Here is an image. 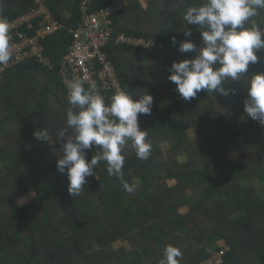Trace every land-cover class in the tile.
Instances as JSON below:
<instances>
[{
  "label": "trees",
  "instance_id": "obj_1",
  "mask_svg": "<svg viewBox=\"0 0 264 264\" xmlns=\"http://www.w3.org/2000/svg\"><path fill=\"white\" fill-rule=\"evenodd\" d=\"M80 1L46 0L64 24L43 42L54 70L27 60L0 75V128L6 126L0 132L1 263L159 264L165 246L173 245L183 254L180 264H196L220 248H227L224 264H264V125L244 111L248 76L224 82L235 95L201 91L187 102L167 79L173 61L195 55L181 53L179 43L200 46L197 26L187 25L183 14L204 0H128L112 16L114 31L161 43L152 50L113 42L105 48L126 93L153 97L151 115L138 117L151 153L141 160L131 142L123 149L132 193L103 161L98 179L87 177L75 198L68 193L55 155L72 106L56 71L80 19ZM32 5L0 0V18L12 21ZM254 19L264 28V9ZM187 28L191 37L183 34ZM257 55L249 74L264 72V50ZM40 129L50 141L35 139ZM96 148L86 150L89 159Z\"/></svg>",
  "mask_w": 264,
  "mask_h": 264
},
{
  "label": "clouds",
  "instance_id": "obj_2",
  "mask_svg": "<svg viewBox=\"0 0 264 264\" xmlns=\"http://www.w3.org/2000/svg\"><path fill=\"white\" fill-rule=\"evenodd\" d=\"M264 9V0H204L198 6H189L183 14L187 25H196L200 33V46L190 39L181 41L178 50L192 53L191 58L173 61L167 79L176 85L179 97L191 101L201 91L216 92L225 97L236 94L235 88L224 87L225 81H239L247 75V96L244 111L253 120L264 125V72L249 74L250 64L259 61L258 51L264 50V30L257 24L259 10ZM185 37H191L187 28ZM176 44L175 37L172 38ZM13 57L9 25L0 18V66L9 64ZM82 79L67 82L68 103L66 127L59 133L64 137L67 129L73 135L63 143V152L56 166L67 174L68 193L80 195L87 184V177H96L94 168L102 161L110 176L116 177L124 191L132 193L135 185L124 179V147L131 142L136 157L149 158L152 145L146 140L147 133L139 126V115H151L153 97L150 94L133 99L120 91L105 102L95 86L84 87ZM75 109V110H74ZM36 140L50 141L46 130L33 133ZM97 146L96 154L86 160L85 151ZM55 152V149H53ZM26 202L22 198L18 203ZM181 250L173 245L165 246L159 264H180Z\"/></svg>",
  "mask_w": 264,
  "mask_h": 264
},
{
  "label": "built area",
  "instance_id": "obj_3",
  "mask_svg": "<svg viewBox=\"0 0 264 264\" xmlns=\"http://www.w3.org/2000/svg\"><path fill=\"white\" fill-rule=\"evenodd\" d=\"M29 10L12 21L9 25L10 44L13 57L9 64L0 66V75L15 65L33 60L45 70H54L53 60L45 54L44 41L64 27L46 5V0H32ZM128 4V0H81L79 3L80 19L76 28L70 30V43L60 59L56 71L61 87L67 94V82L78 78L85 81L84 87L95 86L98 93L110 103L113 94L126 92L118 77L113 63L108 59L105 48L114 44H127L144 50L158 49L161 43L154 38L127 35L123 31H114L112 16ZM264 30L263 27H261ZM73 135L67 129L64 137L58 141L56 157L63 152V143ZM86 160H90L85 151ZM99 178L97 168H94ZM227 248L209 249L207 256L196 264H224ZM0 264L1 260H0Z\"/></svg>",
  "mask_w": 264,
  "mask_h": 264
},
{
  "label": "rangeland",
  "instance_id": "obj_4",
  "mask_svg": "<svg viewBox=\"0 0 264 264\" xmlns=\"http://www.w3.org/2000/svg\"><path fill=\"white\" fill-rule=\"evenodd\" d=\"M140 1H141V3H143V0H140ZM142 18H143V17H142ZM137 22H138V20H137ZM5 128H6V126L0 128V132H2L3 130H5ZM1 136H2V135L0 134V146L3 145V144H2V143H3V142H2L3 140L1 139ZM253 143H258V142H257V140H254ZM262 148H263V147H262ZM263 149H264V148H263ZM261 157H262V161H263L262 163H263V167H264V151H263ZM1 170H2V164L0 163V171H1ZM1 193H2V192H1ZM1 203H2V202H0V209L3 208V206H2L3 204H1ZM4 206H5V205H4ZM2 210H4V209H2ZM0 212H1V211H0ZM115 243H116V242H115ZM86 245H87V244H86ZM86 245H85V246H86ZM82 248H83L82 250H86V249L84 248L83 245H82ZM67 264H72V261H71V260L68 261Z\"/></svg>",
  "mask_w": 264,
  "mask_h": 264
},
{
  "label": "crops",
  "instance_id": "obj_5",
  "mask_svg": "<svg viewBox=\"0 0 264 264\" xmlns=\"http://www.w3.org/2000/svg\"><path fill=\"white\" fill-rule=\"evenodd\" d=\"M67 14H65L64 16H66ZM30 197H31V195L29 194V195H23V196H21V197H19V201L22 199V198H24L25 199V201L27 202V201H29V199H30Z\"/></svg>",
  "mask_w": 264,
  "mask_h": 264
},
{
  "label": "water",
  "instance_id": "obj_6",
  "mask_svg": "<svg viewBox=\"0 0 264 264\" xmlns=\"http://www.w3.org/2000/svg\"><path fill=\"white\" fill-rule=\"evenodd\" d=\"M102 188H103V187L101 186V190H102ZM101 190H100V191H101ZM98 203H99V200L97 199V200L95 201V203H94V208L98 205Z\"/></svg>",
  "mask_w": 264,
  "mask_h": 264
}]
</instances>
